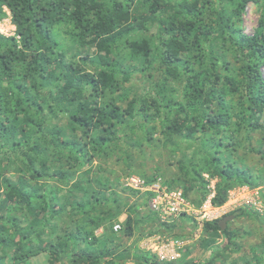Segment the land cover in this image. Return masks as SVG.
<instances>
[{
    "label": "trees",
    "instance_id": "16d2710c",
    "mask_svg": "<svg viewBox=\"0 0 264 264\" xmlns=\"http://www.w3.org/2000/svg\"><path fill=\"white\" fill-rule=\"evenodd\" d=\"M250 3L261 12L253 34L243 28ZM8 12L16 31L0 32V264L159 262L124 241L143 223L158 224L154 234L178 220L162 224L120 199L108 167L114 158L130 166L145 143L179 152V176L164 182L199 206L213 192L222 207L236 188L264 190V167L242 154L264 162V0H0V22ZM61 26L73 30V53ZM133 80L147 90L127 88ZM229 215L261 220L248 207ZM222 218L203 223L196 247L213 250L205 264H237ZM193 252L171 264H193ZM259 252L257 263L264 245Z\"/></svg>",
    "mask_w": 264,
    "mask_h": 264
},
{
    "label": "rangeland",
    "instance_id": "374dc122",
    "mask_svg": "<svg viewBox=\"0 0 264 264\" xmlns=\"http://www.w3.org/2000/svg\"><path fill=\"white\" fill-rule=\"evenodd\" d=\"M261 12L257 5L249 4L247 8V13L244 16L243 28L248 34H253L255 29L258 26V21L260 18ZM16 27L12 24L10 19V13L8 12V17L3 19L0 22V32L5 35L11 36L14 35ZM58 39L61 42V47L68 50L70 53L75 51L77 46L74 41L73 30L68 26L58 27L56 30ZM158 33V28L156 26L151 27L148 35H156ZM87 53L93 55L96 53L95 47H90L86 49ZM127 88H131L133 91L143 94L147 88L148 84L139 81L133 80L126 85ZM259 136L255 135L254 143L258 140ZM246 152V153H245ZM242 154L246 160V163L249 165L257 166L258 168L264 167V162L260 159L258 155L254 153H248L245 151ZM192 154V151H189V155ZM179 159V152L176 155H172L166 150L160 147H149L146 143L140 147V149L135 148L133 151V156L130 159V166L124 164L122 161L117 160L116 158L112 159L108 163V167L114 173L112 178L114 181H118V197L123 201H129L130 203H137L142 208V213L144 215L148 214L149 203L148 199H145V196L142 194L134 193V190L130 189L126 185V179L129 177H140L145 179L146 177H160L162 181L172 182L173 179L179 176V167L176 161ZM10 177H14V173H10ZM118 179V180H117ZM215 181L212 182L211 188L214 189ZM126 190H128L126 192ZM262 189H250L248 187H239L232 190L229 194V198L226 205V209L221 212L220 219L225 215H229L231 212L235 211L241 207H248L257 211L260 215L261 220L255 218H239L234 219L232 222L228 223L230 229L235 233V238H233L235 245L232 248L231 256L229 262H236L237 264H264V257L260 263L256 262L254 255L259 254L261 246L264 245V198ZM214 197V192L210 194L208 199L201 205H198V197L192 195L190 199L187 200L190 203L192 209L196 211L203 210L205 204L211 203L212 198ZM213 205V204H212ZM214 206V205H213ZM215 207V206H214ZM223 207V206H222ZM217 208V207H215ZM153 213V212H152ZM204 213L194 214L192 216L186 215L180 217L177 221L179 227L172 232H156L150 234L152 231H158L160 229L157 225L152 223H143L140 226V232H138L134 237L126 239L124 241L125 246H131L137 244L141 248L143 241L151 236L161 235L168 238L169 240H179L180 242L185 243L181 248H178V252L181 254L179 261L183 259L187 249H193V254L188 258L193 261V264H205L211 258L213 250H209L204 253L200 251L196 246L197 242L203 237V223ZM126 218V215H122L119 218L118 222H115L114 226L117 223H122ZM122 225V224H121ZM113 226V227H114ZM161 231V230H160ZM102 230L98 231L101 233ZM227 239L223 236L219 240V245H225ZM144 251V250H143ZM151 256L155 255L149 253ZM157 260H159L157 258ZM160 262V261H159ZM162 264H171L170 262H161ZM176 263V262H173ZM32 264H50L47 257L40 256L33 260ZM126 264H134L133 262H127Z\"/></svg>",
    "mask_w": 264,
    "mask_h": 264
},
{
    "label": "built area",
    "instance_id": "2783aa9c",
    "mask_svg": "<svg viewBox=\"0 0 264 264\" xmlns=\"http://www.w3.org/2000/svg\"><path fill=\"white\" fill-rule=\"evenodd\" d=\"M126 185L142 195H148L149 209L156 214L162 224H171L180 217L204 213L205 221H213L221 216V212L226 209L223 207L215 208L211 203L205 204L203 210L196 211L191 208L189 201L184 195L182 189L170 188L160 177L149 182L140 177H129L126 179ZM225 212V211H224ZM115 232L122 230L121 223L113 227ZM185 243L179 240H169L161 235L151 236L145 239L141 248L155 255L160 262H177L181 257L178 248Z\"/></svg>",
    "mask_w": 264,
    "mask_h": 264
},
{
    "label": "water",
    "instance_id": "95a60500",
    "mask_svg": "<svg viewBox=\"0 0 264 264\" xmlns=\"http://www.w3.org/2000/svg\"><path fill=\"white\" fill-rule=\"evenodd\" d=\"M235 218H236L235 215H228L225 218H222L219 221V225H220L222 231L226 230L228 227V223L232 222ZM152 264H162V263L161 262H154Z\"/></svg>",
    "mask_w": 264,
    "mask_h": 264
}]
</instances>
